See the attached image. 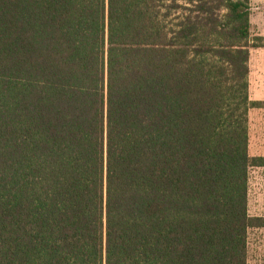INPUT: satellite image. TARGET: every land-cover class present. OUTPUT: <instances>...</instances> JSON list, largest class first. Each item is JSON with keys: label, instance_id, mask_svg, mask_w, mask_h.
I'll return each mask as SVG.
<instances>
[{"label": "trees", "instance_id": "1", "mask_svg": "<svg viewBox=\"0 0 264 264\" xmlns=\"http://www.w3.org/2000/svg\"><path fill=\"white\" fill-rule=\"evenodd\" d=\"M250 0H0V264H247Z\"/></svg>", "mask_w": 264, "mask_h": 264}, {"label": "rangeland", "instance_id": "2", "mask_svg": "<svg viewBox=\"0 0 264 264\" xmlns=\"http://www.w3.org/2000/svg\"><path fill=\"white\" fill-rule=\"evenodd\" d=\"M250 25L252 36L264 38V0H250ZM249 97L264 101V48L250 52ZM249 154L264 156V109L249 112ZM249 214L264 217V169L250 171ZM247 264H264V230L250 231Z\"/></svg>", "mask_w": 264, "mask_h": 264}]
</instances>
